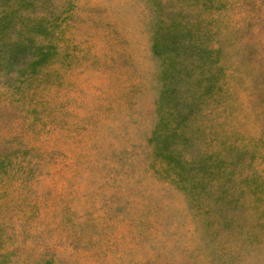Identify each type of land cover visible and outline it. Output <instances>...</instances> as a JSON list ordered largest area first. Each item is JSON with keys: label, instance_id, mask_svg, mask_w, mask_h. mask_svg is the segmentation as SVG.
Returning <instances> with one entry per match:
<instances>
[{"label": "rangeland", "instance_id": "374dc122", "mask_svg": "<svg viewBox=\"0 0 264 264\" xmlns=\"http://www.w3.org/2000/svg\"><path fill=\"white\" fill-rule=\"evenodd\" d=\"M35 5L53 53L0 65V264H264V0Z\"/></svg>", "mask_w": 264, "mask_h": 264}, {"label": "trees", "instance_id": "16d2710c", "mask_svg": "<svg viewBox=\"0 0 264 264\" xmlns=\"http://www.w3.org/2000/svg\"><path fill=\"white\" fill-rule=\"evenodd\" d=\"M28 5L35 7V0H23L17 4L15 10H10L3 16L0 15V32L14 31L16 33L13 37L5 38L6 42L0 36V65L3 68L10 69L12 65L17 64L18 71L22 72L25 71L23 69H26L27 66L31 68L35 65H43L54 51L53 46L49 43H33L34 36L30 34V31L33 29L34 24H27L25 20L28 18L20 11L22 7ZM158 27L160 28H155L152 32L151 50L154 54L158 55L169 51L179 54L180 51L185 50L186 42L181 31L176 30L174 26H171L169 30H162L161 26ZM33 31L43 37H47L48 34L45 24L40 21H38V26H35ZM159 135L160 139L155 140V147L157 146L158 149L156 152L159 157H166L163 154L170 157L168 152L161 151H165L164 149L168 147V144L174 138L184 139L181 131L170 130V128H164ZM180 145H184L183 142Z\"/></svg>", "mask_w": 264, "mask_h": 264}]
</instances>
